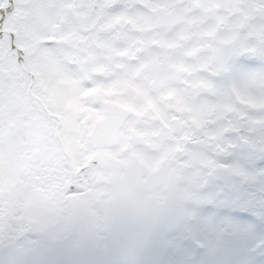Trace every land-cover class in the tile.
Masks as SVG:
<instances>
[{
  "label": "snow or ice",
  "instance_id": "1",
  "mask_svg": "<svg viewBox=\"0 0 264 264\" xmlns=\"http://www.w3.org/2000/svg\"><path fill=\"white\" fill-rule=\"evenodd\" d=\"M0 264H264V0H0Z\"/></svg>",
  "mask_w": 264,
  "mask_h": 264
}]
</instances>
